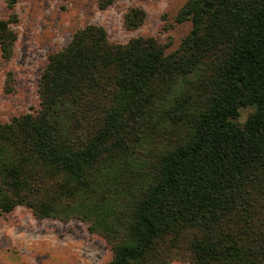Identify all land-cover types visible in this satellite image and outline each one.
<instances>
[{
  "label": "trees",
  "instance_id": "obj_1",
  "mask_svg": "<svg viewBox=\"0 0 264 264\" xmlns=\"http://www.w3.org/2000/svg\"><path fill=\"white\" fill-rule=\"evenodd\" d=\"M175 21L191 28L169 54L87 25L49 55L38 110L0 122L1 215L82 222L104 264H264V0H186Z\"/></svg>",
  "mask_w": 264,
  "mask_h": 264
},
{
  "label": "rangeland",
  "instance_id": "obj_2",
  "mask_svg": "<svg viewBox=\"0 0 264 264\" xmlns=\"http://www.w3.org/2000/svg\"><path fill=\"white\" fill-rule=\"evenodd\" d=\"M185 1L116 0L100 10L95 0H0V20L11 18L16 35L11 57L0 56V122L38 110L37 84L47 58L87 25L103 27L110 43L153 37L165 54L174 52L191 28L175 21ZM130 8L146 15L135 30L123 25ZM251 112L240 109L236 122L243 124ZM110 258L107 243L82 222L37 220L23 207L0 214V264H104Z\"/></svg>",
  "mask_w": 264,
  "mask_h": 264
}]
</instances>
